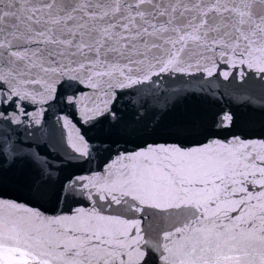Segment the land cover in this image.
Here are the masks:
<instances>
[{"label": "snow or ice", "instance_id": "1", "mask_svg": "<svg viewBox=\"0 0 264 264\" xmlns=\"http://www.w3.org/2000/svg\"><path fill=\"white\" fill-rule=\"evenodd\" d=\"M0 264H264V0H0Z\"/></svg>", "mask_w": 264, "mask_h": 264}]
</instances>
